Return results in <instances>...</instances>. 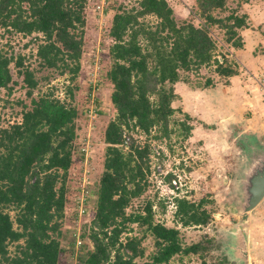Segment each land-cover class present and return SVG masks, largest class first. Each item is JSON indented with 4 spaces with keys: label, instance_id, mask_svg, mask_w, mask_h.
Instances as JSON below:
<instances>
[{
    "label": "trees",
    "instance_id": "16d2710c",
    "mask_svg": "<svg viewBox=\"0 0 264 264\" xmlns=\"http://www.w3.org/2000/svg\"><path fill=\"white\" fill-rule=\"evenodd\" d=\"M86 2L0 0V28L22 37L34 35L31 40L36 43L39 66L67 76L68 98L72 97L70 85L80 70ZM225 2L194 0L201 20L197 27L190 22L176 23L165 0H138L137 8L113 14L105 33L111 42V64L104 79L111 86L108 100L115 114L103 131L105 150L89 224L90 247L86 249L82 243V250V245L77 249L80 252L75 256L76 264H168L176 255H194L201 250L200 243L182 246L177 229L153 223L149 202L142 213H126L130 201L146 187L151 148L148 141L139 145L133 139L126 148L121 147L122 133L128 135V130H134L145 137L153 133L152 140L168 139L172 133L168 122L174 112L170 104L176 97L173 86L178 82L188 84L183 74L210 65L218 77L236 74L233 62L225 55L220 61L214 58L215 43L208 32L210 26H215L223 31L229 47L241 49L237 31L247 28L245 15H212L223 10ZM147 16L154 18L152 24L142 21ZM22 60L18 56L12 61L0 53V89L9 88L12 63L30 98V107L23 108L20 121L0 129V264H57L66 174L75 149L76 110L51 94L31 98L36 80ZM208 84L210 81H206ZM179 125L182 137L187 138L190 127L184 122ZM172 178L167 174L165 181ZM202 203L175 199L173 216L181 226H203L208 213L201 209ZM8 212L13 213V218ZM125 224L145 226L155 247L148 260L135 262L142 255L135 239L123 244L119 241ZM8 244H14L11 254ZM199 264L225 263L201 260Z\"/></svg>",
    "mask_w": 264,
    "mask_h": 264
},
{
    "label": "rangeland",
    "instance_id": "374dc122",
    "mask_svg": "<svg viewBox=\"0 0 264 264\" xmlns=\"http://www.w3.org/2000/svg\"><path fill=\"white\" fill-rule=\"evenodd\" d=\"M92 1L85 3L80 70L70 85L73 89L71 98L65 94L67 76L59 74L58 70L39 66L35 57L36 43L31 40L34 35L22 37L6 33L0 28V53L12 61L18 56L22 57L23 66L34 74L36 87L31 92V98L51 94L52 98L76 110L75 149L66 174L65 205L61 236L58 238L61 251L57 264H76L75 256L80 250L73 248L74 235L77 237L81 234V242L86 245V249L90 247L89 224L105 150L103 131L115 114L108 100L111 86L104 79L111 64L108 57L111 42L105 33L113 14L137 8L138 0H108L101 14L91 10ZM165 1L176 23L190 22L195 27L201 24L194 0ZM231 12L246 17L247 28L237 31L244 51L242 55L235 56L236 50L224 42L222 30L210 26L208 32L215 43L214 58L220 61L225 55L233 62L236 74L225 79L218 77L212 72L214 68L211 65L197 72L183 74L188 84L178 82V89H173L176 97L170 104L174 112L168 122V128L172 131L168 139L156 141L151 139L153 133L145 137L128 130L129 139L139 145L148 141L154 150L148 156L146 187L139 197L130 201L126 213H142L149 202L153 223L177 229L182 246L201 245L197 254L176 255L168 264H199L201 260L206 263L222 260L226 264H242L239 258L242 236L245 240L246 264H264V197L246 213L239 208L238 197L232 195L237 182L234 180L235 174L231 172V162L228 161L232 150L229 148L232 134L226 131L232 121L264 131V102L260 94V80L264 77V0H226L224 9L214 11L212 15L224 18ZM142 21L152 24L154 18L147 16ZM9 73V88L0 89V129L18 123L23 108L30 107V98L25 95L12 63ZM206 81H210V84L206 85ZM180 122L192 129L188 138L182 137ZM82 139H87L90 151L86 161L81 160L83 157L78 152V144L81 145ZM157 166L160 170H156ZM82 170L90 177V186L89 197L85 202L86 214L79 216L74 200L81 187L79 177L83 174ZM167 174L178 179V191L167 186ZM175 199H185L194 205L203 201L201 209L208 213L207 223L203 226H181L173 216ZM8 213L13 218V213ZM244 215L247 216L245 222L241 218ZM127 239H135L142 253L135 262H144L155 252L152 237L145 226L125 224L119 241L123 244ZM13 246L7 245L9 254Z\"/></svg>",
    "mask_w": 264,
    "mask_h": 264
},
{
    "label": "flooded vegetation",
    "instance_id": "af4514ba",
    "mask_svg": "<svg viewBox=\"0 0 264 264\" xmlns=\"http://www.w3.org/2000/svg\"><path fill=\"white\" fill-rule=\"evenodd\" d=\"M227 127L226 131L232 134L229 140L232 150L228 161L231 162V172L235 174L234 180L237 182L232 195L238 197L239 208L245 211L252 197L250 184L257 193L264 178V132L257 133L233 121Z\"/></svg>",
    "mask_w": 264,
    "mask_h": 264
},
{
    "label": "built area",
    "instance_id": "2783aa9c",
    "mask_svg": "<svg viewBox=\"0 0 264 264\" xmlns=\"http://www.w3.org/2000/svg\"><path fill=\"white\" fill-rule=\"evenodd\" d=\"M89 2V0H88ZM108 3V0H93L91 3V10L93 12L99 13L101 14L104 10V8L106 7V4ZM260 94H261V98L262 101L264 102V77L260 80ZM82 143L81 145L78 144V152L82 155V161H86L87 158L90 156L87 148V139H82ZM86 142V145H84V143ZM130 143V139L129 136L123 132L122 133V144L121 147L126 148ZM150 151L152 152L154 150V148L152 147V145H150ZM152 154V153H151ZM82 168V167H81ZM156 170H160V168L157 166ZM83 171V170H82ZM82 176L79 177V182L81 184V187L78 189L77 192V196L74 200L75 204V209L76 212L78 213L79 216H84L86 214V208H85V202L89 197V186H90V182H89V176L85 174V171L82 172ZM167 186L172 189L173 191H178L180 184L177 178H172L169 182H167ZM74 248L78 249L81 245V239L79 237V235H77V237L74 235Z\"/></svg>",
    "mask_w": 264,
    "mask_h": 264
},
{
    "label": "water",
    "instance_id": "95a60500",
    "mask_svg": "<svg viewBox=\"0 0 264 264\" xmlns=\"http://www.w3.org/2000/svg\"><path fill=\"white\" fill-rule=\"evenodd\" d=\"M249 188H250L249 192H250L252 197L249 201L247 208L244 211L245 213L247 211L253 209L261 201V199L264 197V178L262 179L261 187L257 193H256L254 187L252 186V184H250ZM245 215L243 217L241 216L243 222H245L247 219V216H245ZM243 233H244V231H243ZM240 243L242 245V250L239 252V258L241 259L242 264H246L247 255H246V250H245V240H244L243 236L240 240Z\"/></svg>",
    "mask_w": 264,
    "mask_h": 264
},
{
    "label": "crops",
    "instance_id": "0c3cea01",
    "mask_svg": "<svg viewBox=\"0 0 264 264\" xmlns=\"http://www.w3.org/2000/svg\"><path fill=\"white\" fill-rule=\"evenodd\" d=\"M249 20H250V19H249ZM246 25H247V24H246ZM242 52H244L242 48H241V50H236V51H235V56L237 57L238 55H242V54H243ZM246 55H247V54H246ZM177 87H178V86H177V83H175L174 86H173V89H174V88H177ZM177 89H178V88H177ZM173 91H174V90H173ZM233 122H234V121H233ZM249 128H250L251 130L256 131L257 133L264 132V131H260V129H255V128H253V127H249ZM252 128H253V129H252ZM190 133H192V129L189 131V134H190ZM188 137H189V136H188ZM188 137H187V138H188Z\"/></svg>",
    "mask_w": 264,
    "mask_h": 264
}]
</instances>
